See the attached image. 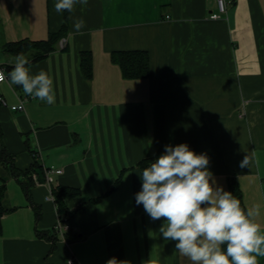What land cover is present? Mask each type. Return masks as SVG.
Wrapping results in <instances>:
<instances>
[{
	"label": "crops",
	"instance_id": "crops-1",
	"mask_svg": "<svg viewBox=\"0 0 264 264\" xmlns=\"http://www.w3.org/2000/svg\"><path fill=\"white\" fill-rule=\"evenodd\" d=\"M55 2L0 0V68L7 75L22 53L30 74L47 72L55 91L47 104L0 83L1 140L21 173L5 175L0 264H70L72 256V264H190L159 232L164 219L153 221L135 200L139 162L166 145L205 153L216 184L231 192L235 178L264 225V0H226L224 13L217 0H88L72 13H56ZM76 18L85 21L79 33ZM65 20L42 59L16 50ZM132 50L148 54L147 76L126 78L113 59ZM21 100L25 110L12 109ZM50 167L63 170L50 173L51 185ZM54 186L74 191L67 212L47 199ZM60 217L71 224L64 234L55 230Z\"/></svg>",
	"mask_w": 264,
	"mask_h": 264
},
{
	"label": "clouds",
	"instance_id": "clouds-1",
	"mask_svg": "<svg viewBox=\"0 0 264 264\" xmlns=\"http://www.w3.org/2000/svg\"><path fill=\"white\" fill-rule=\"evenodd\" d=\"M77 4L87 6L88 0H56L54 11L72 13ZM84 27L82 18L74 20L77 33ZM28 64L24 54H18L7 76L0 69V83L7 79L25 95L53 104V79L44 70L30 74ZM250 163L246 155L239 166ZM208 166V156L186 143L166 145L164 153L143 169L136 204L143 205L153 221L164 219L159 232L176 242V250L190 264H259L258 258L264 257L261 206L242 207L232 192L216 184ZM107 264L117 261L113 258Z\"/></svg>",
	"mask_w": 264,
	"mask_h": 264
},
{
	"label": "trees",
	"instance_id": "trees-1",
	"mask_svg": "<svg viewBox=\"0 0 264 264\" xmlns=\"http://www.w3.org/2000/svg\"><path fill=\"white\" fill-rule=\"evenodd\" d=\"M67 21L65 20L64 26L61 31L51 33L50 37L47 40L42 42H29L27 44H31L34 47H37L38 52L33 54V60L42 59L48 52L52 51L55 48V44L59 41L61 36L66 31ZM24 44V43H23ZM22 44H19V46ZM113 59L117 61L122 67L123 74L126 78H139L145 77L149 74V58L148 54L145 51L140 50H132V51H120L113 53ZM85 61V60H84ZM85 70L90 72V67L88 63H85ZM2 130L0 128V234L2 232V218L6 212V209L3 205V200L5 198L7 184H6V173L19 177L21 174L15 167L13 162V155L9 153L6 146L3 144L1 140ZM156 158L154 157H146L139 162V167L141 168V173L144 168L150 166L152 162H154ZM37 168H42L40 162L37 161L35 163ZM27 173V172H26ZM25 188L27 192H29V183H25ZM230 191L241 201V206L246 209L242 202V193L238 186L235 178L229 179ZM53 193L55 195L56 202L59 206V212L64 213L67 212V206L65 203V199L70 195L74 194L69 188H65L62 186H54L52 187ZM69 213V212H68ZM73 213V212H70Z\"/></svg>",
	"mask_w": 264,
	"mask_h": 264
},
{
	"label": "built area",
	"instance_id": "built-area-1",
	"mask_svg": "<svg viewBox=\"0 0 264 264\" xmlns=\"http://www.w3.org/2000/svg\"><path fill=\"white\" fill-rule=\"evenodd\" d=\"M217 2H218V6H219V11L222 12V13L226 12L227 11L226 0H217ZM219 16H220V14H218V13H213L212 14L213 18H218ZM0 101L4 105H7L6 101L2 97H0ZM12 109H14V110H25L24 100H21L17 105H13ZM51 172L61 173V172H63V170L62 169H56V168H53V167H50V168L47 169V182L49 183V185H51L52 180H53L52 177L50 176ZM50 188H51L50 189V193H49V195H47V199L54 200L55 196H54L52 187H50ZM69 229H71V224L68 222V220L66 218L64 219L63 217H60L59 221L57 222V224L55 226L56 232H60V233L64 234V232H67ZM74 262H75V257L74 256L70 257L69 258V263L72 264Z\"/></svg>",
	"mask_w": 264,
	"mask_h": 264
},
{
	"label": "rangeland",
	"instance_id": "rangeland-1",
	"mask_svg": "<svg viewBox=\"0 0 264 264\" xmlns=\"http://www.w3.org/2000/svg\"><path fill=\"white\" fill-rule=\"evenodd\" d=\"M16 50L17 51H25V50H28V52L31 53V55H32V54L38 52L39 49L37 47H34L31 44H22L20 46H17L16 47Z\"/></svg>",
	"mask_w": 264,
	"mask_h": 264
}]
</instances>
